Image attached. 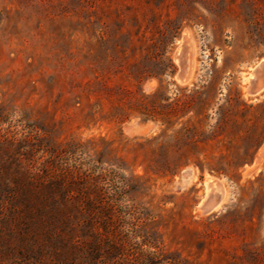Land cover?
<instances>
[{
	"label": "rangeland",
	"instance_id": "1",
	"mask_svg": "<svg viewBox=\"0 0 264 264\" xmlns=\"http://www.w3.org/2000/svg\"><path fill=\"white\" fill-rule=\"evenodd\" d=\"M260 60L264 0H0V264H264Z\"/></svg>",
	"mask_w": 264,
	"mask_h": 264
},
{
	"label": "water",
	"instance_id": "2",
	"mask_svg": "<svg viewBox=\"0 0 264 264\" xmlns=\"http://www.w3.org/2000/svg\"><path fill=\"white\" fill-rule=\"evenodd\" d=\"M187 42V38L183 39L182 44H180V48L178 50V54L176 55L181 67V72L179 77L181 79L184 78L186 73V65H187V46L185 43ZM263 76H262V75ZM264 88V60H260L258 64L253 69V77L250 78V93L255 94Z\"/></svg>",
	"mask_w": 264,
	"mask_h": 264
},
{
	"label": "bare ground",
	"instance_id": "3",
	"mask_svg": "<svg viewBox=\"0 0 264 264\" xmlns=\"http://www.w3.org/2000/svg\"><path fill=\"white\" fill-rule=\"evenodd\" d=\"M262 75V74H261ZM263 76V75H262ZM249 77H253V71L250 73ZM249 77H245L247 80Z\"/></svg>",
	"mask_w": 264,
	"mask_h": 264
}]
</instances>
